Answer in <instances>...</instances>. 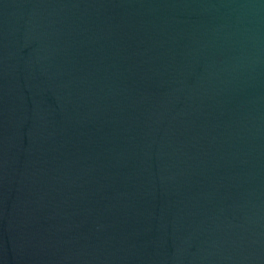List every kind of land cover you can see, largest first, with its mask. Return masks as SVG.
Segmentation results:
<instances>
[{
	"label": "water",
	"instance_id": "95a60500",
	"mask_svg": "<svg viewBox=\"0 0 264 264\" xmlns=\"http://www.w3.org/2000/svg\"><path fill=\"white\" fill-rule=\"evenodd\" d=\"M0 264H264V0H0Z\"/></svg>",
	"mask_w": 264,
	"mask_h": 264
}]
</instances>
